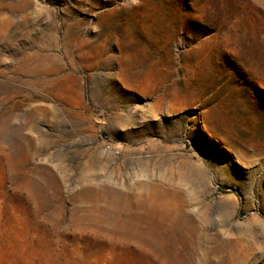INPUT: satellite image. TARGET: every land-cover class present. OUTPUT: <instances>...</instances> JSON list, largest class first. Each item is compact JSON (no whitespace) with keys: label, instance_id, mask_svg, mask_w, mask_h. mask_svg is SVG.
Returning a JSON list of instances; mask_svg holds the SVG:
<instances>
[{"label":"rangeland","instance_id":"rangeland-1","mask_svg":"<svg viewBox=\"0 0 264 264\" xmlns=\"http://www.w3.org/2000/svg\"><path fill=\"white\" fill-rule=\"evenodd\" d=\"M0 264H264V0H0Z\"/></svg>","mask_w":264,"mask_h":264},{"label":"bare ground","instance_id":"bare-ground-1","mask_svg":"<svg viewBox=\"0 0 264 264\" xmlns=\"http://www.w3.org/2000/svg\"><path fill=\"white\" fill-rule=\"evenodd\" d=\"M175 186V185H174ZM168 206V205H167Z\"/></svg>","mask_w":264,"mask_h":264}]
</instances>
